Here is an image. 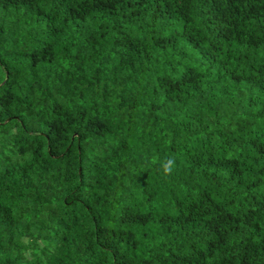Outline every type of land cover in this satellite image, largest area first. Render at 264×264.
Masks as SVG:
<instances>
[{
	"label": "trees",
	"instance_id": "obj_1",
	"mask_svg": "<svg viewBox=\"0 0 264 264\" xmlns=\"http://www.w3.org/2000/svg\"><path fill=\"white\" fill-rule=\"evenodd\" d=\"M0 264H264V0H0Z\"/></svg>",
	"mask_w": 264,
	"mask_h": 264
}]
</instances>
